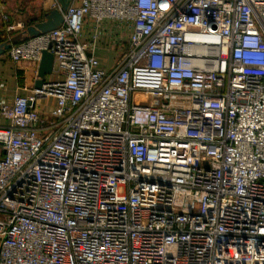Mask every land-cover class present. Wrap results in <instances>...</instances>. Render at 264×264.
Here are the masks:
<instances>
[{
  "label": "built area",
  "instance_id": "2783aa9c",
  "mask_svg": "<svg viewBox=\"0 0 264 264\" xmlns=\"http://www.w3.org/2000/svg\"><path fill=\"white\" fill-rule=\"evenodd\" d=\"M53 5L8 50L59 76L0 102V264H264V0Z\"/></svg>",
  "mask_w": 264,
  "mask_h": 264
},
{
  "label": "crops",
  "instance_id": "0c3cea01",
  "mask_svg": "<svg viewBox=\"0 0 264 264\" xmlns=\"http://www.w3.org/2000/svg\"><path fill=\"white\" fill-rule=\"evenodd\" d=\"M80 1L72 0L71 3L79 4ZM54 8L53 0H0V43L14 36H20L29 25L44 20L45 13ZM9 23H22L24 27L10 31L7 29ZM92 25V21L87 20L84 37L86 40H88ZM101 40H106V42L102 44ZM121 41L122 36L117 23L106 22L102 27L95 49V54L100 59L103 68L107 70L114 68L120 54ZM39 63L25 59L13 61L8 50L0 54V84H3L0 88V102L2 100L11 102L17 95L32 94L39 79ZM58 76L54 72L47 75L45 81L54 80ZM54 105L55 99L52 97H41L36 102V107L45 117L51 116ZM7 124L9 120L0 116V126ZM2 155H4V150L0 144V156Z\"/></svg>",
  "mask_w": 264,
  "mask_h": 264
},
{
  "label": "water",
  "instance_id": "95a60500",
  "mask_svg": "<svg viewBox=\"0 0 264 264\" xmlns=\"http://www.w3.org/2000/svg\"><path fill=\"white\" fill-rule=\"evenodd\" d=\"M62 8L67 9L72 0H59ZM63 22V14L59 8H54L45 13V19L29 25L20 36H14L0 43V54L9 50L13 44L22 41L29 36H37L43 32L57 28ZM54 55L48 50H44L38 67L39 79L36 87H41L46 81V76L53 73Z\"/></svg>",
  "mask_w": 264,
  "mask_h": 264
},
{
  "label": "rangeland",
  "instance_id": "374dc122",
  "mask_svg": "<svg viewBox=\"0 0 264 264\" xmlns=\"http://www.w3.org/2000/svg\"><path fill=\"white\" fill-rule=\"evenodd\" d=\"M100 42H101L102 44H104V43L106 42V40H101Z\"/></svg>",
  "mask_w": 264,
  "mask_h": 264
}]
</instances>
